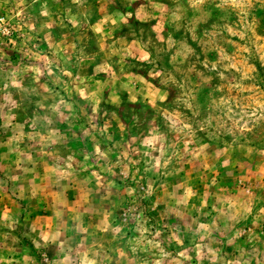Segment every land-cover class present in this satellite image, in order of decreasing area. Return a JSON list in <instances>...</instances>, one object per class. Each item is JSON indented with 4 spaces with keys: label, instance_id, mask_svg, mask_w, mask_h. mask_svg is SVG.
Segmentation results:
<instances>
[{
    "label": "rangeland",
    "instance_id": "obj_1",
    "mask_svg": "<svg viewBox=\"0 0 264 264\" xmlns=\"http://www.w3.org/2000/svg\"><path fill=\"white\" fill-rule=\"evenodd\" d=\"M0 264H264V0H0Z\"/></svg>",
    "mask_w": 264,
    "mask_h": 264
}]
</instances>
